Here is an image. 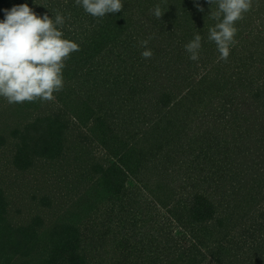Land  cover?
I'll return each mask as SVG.
<instances>
[{"label": "trees", "instance_id": "1", "mask_svg": "<svg viewBox=\"0 0 264 264\" xmlns=\"http://www.w3.org/2000/svg\"><path fill=\"white\" fill-rule=\"evenodd\" d=\"M6 1L0 0V10ZM127 1L148 3V9L161 7L164 14L160 19L150 11L149 17H153V28L161 26V31H156L151 39L162 46L154 50L153 45V55L148 59L141 55L145 49L138 52L139 63L124 70L120 80L117 76L112 88L96 90L77 101L79 121L87 119L91 137L107 148L113 145L109 151L118 160L103 170L101 183H91L105 189L107 204L122 199L127 193L126 181L134 177L152 194L155 204L151 212L139 216L143 229L147 215L160 222L161 210L156 207L160 206L165 210L164 221L172 223L180 233L167 232L163 237L162 230L149 231V240L156 242L157 248L145 256L142 251L146 247L139 248L140 243L145 245L144 239L136 238L133 247L125 248L129 256L124 264H138L139 258L142 264H264V52L256 50L264 49V33L247 31V25L242 29L239 22L238 42L227 61H222L215 43L207 39L208 29L216 23L207 16L211 12L208 0ZM145 12L143 9L142 13ZM104 23L100 20L98 28ZM124 24L122 20L119 35L126 31ZM196 33L202 36V48L199 60L193 61L184 45ZM103 43H108L107 39L99 36L96 49ZM249 56L251 65L247 67ZM236 58L243 62L237 76L230 74ZM243 68L247 75L238 72ZM69 103L70 99L65 101V105ZM60 116L57 112L46 120L26 125L21 131L24 143L18 158L24 159V144L35 134L33 138L39 136L37 140L44 152L46 148H55L57 157L64 159V149L59 140L58 144L54 141L56 133L63 137L67 130ZM19 132L18 129L14 133ZM100 193L91 191L94 198ZM4 194L0 189L3 222L10 217L2 203ZM129 201L131 213L124 203L119 204L118 210L103 205L108 222L113 216H138V202H133V197ZM8 224L7 230L0 229V264H61L73 259L68 253V238L59 242L56 254L53 250H58V243L55 240V249L53 238H47L44 244L49 256L45 257L35 251L43 244L41 225L30 220L20 221L15 227L10 221ZM50 226L49 235L53 231L55 234V221L50 220ZM180 234L181 242L175 241ZM4 236L7 243H1ZM129 242L130 238L124 244ZM134 256L136 260L131 261ZM83 258L80 262H85Z\"/></svg>", "mask_w": 264, "mask_h": 264}, {"label": "rangeland", "instance_id": "2", "mask_svg": "<svg viewBox=\"0 0 264 264\" xmlns=\"http://www.w3.org/2000/svg\"><path fill=\"white\" fill-rule=\"evenodd\" d=\"M7 1L12 3L7 4ZM7 1L0 10V19L5 17V9L10 10L13 6L24 3L39 15L47 13L53 17V13H64L66 16L64 35L78 42L80 49L67 59L64 87L62 91L54 94V100L9 104L0 98V189L6 192L2 203L6 204L10 214L7 221L0 220L1 231L7 230L9 221L12 227L19 226L20 221L25 223L29 220L32 224L41 225L39 232L43 244L35 248V251L45 257L49 256L45 253L47 249L44 242L47 238L52 237V241L55 243L56 240L58 243V250H53V254L59 251V242L68 238L71 242L68 253L73 259L61 264H124L126 256H129L128 249L125 248L129 245L133 247L140 237L144 239L145 245L140 243L139 248L146 247L142 251V256L148 253L151 255L156 251L157 243L149 240V231L155 233L154 229L162 230L164 237L167 232L175 233L179 229L172 223L164 221L165 210L160 206H156L161 210L158 214L160 222H154L152 215H147L145 220L147 226L143 229L141 224L144 222L139 216L143 212L146 214L151 212L152 205L155 204L152 194L143 189L134 177L126 181L125 190L129 195L125 193L121 196L122 199L118 198V202L110 201L104 204L105 189L102 190L101 185L95 186L91 182L101 183L104 180L103 170L118 160L109 151L113 145L107 148L101 141L91 137L88 120L84 118L82 122L79 121L76 109L77 101L83 96L95 94L96 90L101 92L108 86L110 88L114 81L122 78L121 73L124 70H129L139 63L136 60L139 57L137 53L144 49L141 46L142 41L149 39L147 47L150 49L153 45L154 50L162 46L155 39L154 42L151 39L156 31H161V26L153 28L150 22L153 18L149 17L152 9H148V3L123 0L124 8L120 12L97 18L87 14L75 0H36L37 4L34 0ZM143 9H146L145 13H142ZM100 20L105 23L98 28ZM122 20L126 31L119 35ZM239 22L242 23L240 26L242 29L247 25L245 29L247 31L264 33V0H253L251 11L245 13L244 18L237 21L236 26ZM99 36L107 39L108 43L100 44L96 49L95 42ZM257 48V51L264 52L262 47ZM249 58L250 56L247 59V67L251 65ZM236 59L237 61H232L230 69L232 75H236L238 67H242L240 64H243L239 58ZM246 69L238 72L243 76L247 75ZM69 99L70 103L65 105V101ZM57 112L61 115L60 122H64L61 124L67 129L63 137L58 133L54 136L56 144L59 140L60 148L64 149L62 151L64 159L61 155L57 157L55 148L54 150L46 148L44 152L43 145L37 140L39 136L33 138L35 134H32V137L28 138V143L24 144H27L24 152L27 157L18 158L19 149L24 143L21 139L23 128ZM55 125L60 132L63 131L58 123ZM18 129L20 132L14 133ZM59 146L57 145V150ZM92 190L101 191L98 198L91 195ZM83 197L88 200H83ZM129 197L135 198L133 202H138L135 206L138 207L139 215L125 214L122 219L120 216H113L108 222L102 206L105 205L106 209L109 206L117 209L120 203H124L127 212L131 213L132 210L128 208H132V205L128 204ZM50 220L55 221L56 229L55 234L53 231L49 235ZM138 220L141 221L140 224L137 223ZM156 223H159L157 227ZM182 235L180 234L175 241L181 242ZM128 238L130 242L125 245ZM7 239L6 236L2 237L1 243H7ZM54 246L56 249V243ZM84 256L85 262H80ZM135 258L137 256L130 257V260H136ZM139 262L142 264L141 258L138 259V264Z\"/></svg>", "mask_w": 264, "mask_h": 264}, {"label": "clouds", "instance_id": "3", "mask_svg": "<svg viewBox=\"0 0 264 264\" xmlns=\"http://www.w3.org/2000/svg\"><path fill=\"white\" fill-rule=\"evenodd\" d=\"M83 10L97 18L120 12L123 0H75ZM34 3L37 4L36 0ZM211 16L216 23L208 29L207 39L214 42L219 60L227 61L232 47L238 42L236 22L251 11L253 0H208ZM216 4V10L212 5ZM199 7V6H198ZM204 11L203 7L199 8ZM0 19V98L9 104L51 101L55 93L63 90L66 61L73 52L79 51L80 44L64 35L66 23L64 13L37 14L27 3L5 9ZM160 19L164 14L159 5L150 10ZM148 41L141 42L145 49L141 55L148 59L153 55L147 47ZM189 59L199 60L202 36L196 33L184 45Z\"/></svg>", "mask_w": 264, "mask_h": 264}]
</instances>
